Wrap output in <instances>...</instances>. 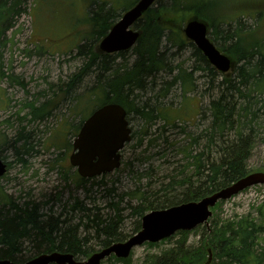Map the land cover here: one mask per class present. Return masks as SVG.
Returning a JSON list of instances; mask_svg holds the SVG:
<instances>
[{"label": "rangeland", "instance_id": "obj_1", "mask_svg": "<svg viewBox=\"0 0 264 264\" xmlns=\"http://www.w3.org/2000/svg\"><path fill=\"white\" fill-rule=\"evenodd\" d=\"M3 1L5 0H0ZM104 1L105 10L113 4L114 10L121 14L122 5L126 6L133 0H16L18 5L5 19H1L0 158L8 164V170L0 177V193L6 196L5 199L13 202L12 205L21 206L28 202L37 205L40 212H62L64 216L70 214L67 210L77 200L86 205L94 204L102 209L103 214L108 212L104 207L105 203L117 200L118 205L124 208L119 214L123 221L119 222L118 230L126 234L133 218L128 216L129 209L126 208L125 202L136 204L138 200L137 197L132 198L124 192L148 195L157 191L161 183L169 182L171 176L182 173L183 170L190 171L191 167H184L187 160L181 153V146L186 144L185 141L191 136L199 134L208 123L207 113L203 120L200 110L215 97L218 87L204 71L194 68L198 67V64L192 48L177 49L163 42L159 49L164 52L166 62L173 68L172 74L165 71L156 73L158 76L155 79H147V92L139 93L142 98L140 101L147 100L151 106L155 105V113L158 112L159 115L144 120L139 113L133 111L129 115V121L134 138L122 150V165L109 174L92 178L85 188L77 186L74 183L76 172L68 161L71 149L65 150L63 147L67 146V141L69 144L73 141V134L67 133L71 132L70 125L76 124L81 117L79 112L72 113L71 107L74 106L78 95L88 93L91 87L96 86L95 74L99 71L92 66L86 71L83 81L74 85L67 93L60 90V86H65L72 73L87 61L88 56L76 54L75 47L91 36V26L86 21L89 10H97ZM160 1L167 5L171 3L170 0ZM183 2L191 6L206 3L215 6L212 13L215 18L221 20V31L228 25L234 27L236 21L240 20L246 31L242 35L248 39L247 36L251 33L255 35L253 38L262 39L264 50V0ZM6 4L9 5L10 1L6 0ZM179 24L182 25V22ZM169 31L170 29L165 30L166 33ZM97 43L98 41L94 42L93 49ZM132 52L130 49L124 59L116 60L118 64L126 62L122 66L119 65L120 71L126 66H131L134 58ZM178 70L190 73L189 93L184 92L185 88L180 79L176 83H170ZM150 80H154V83ZM152 87H155L154 90ZM79 97L76 111H82L84 115L102 103V100L97 98L95 101H88L85 94ZM42 105L46 106L47 114L40 115L41 112L38 111L35 112L36 116H33V108L38 109ZM260 116L264 117V109H261ZM145 130L148 136L143 137L141 133ZM256 130L259 131V137L255 140L251 155L246 161L251 172L264 171V118L263 124L257 126ZM140 138V147L133 148ZM150 138L156 139L154 143H148ZM54 142L58 148L53 146ZM198 143L200 144L196 147L200 150L203 142ZM18 147L20 152H17ZM27 148L28 150L24 151ZM20 156L24 162H21ZM109 189L112 192L108 193ZM263 202L264 185H254L243 190L241 195L221 201L212 213V221L217 222L220 227L222 223H232L239 218L255 219V208ZM8 207L10 205L0 199V209L6 211ZM116 211L118 210L110 209L109 213L113 215ZM206 227V233L211 232L213 222H208ZM201 229L189 232L186 245L193 248L199 245L201 236L205 234ZM177 240L178 235H175L159 245L134 248L130 264H141L146 256L162 255L176 242L181 241ZM26 246L27 244H24L25 249L21 253L28 256L30 252L27 251L30 248ZM98 248L95 247L94 250Z\"/></svg>", "mask_w": 264, "mask_h": 264}, {"label": "trees", "instance_id": "obj_2", "mask_svg": "<svg viewBox=\"0 0 264 264\" xmlns=\"http://www.w3.org/2000/svg\"><path fill=\"white\" fill-rule=\"evenodd\" d=\"M9 1V5L6 4V0L0 2V22L18 5L16 0ZM135 1L129 2L126 6L119 5H122L121 9L125 10ZM170 2L167 5L157 0L156 6H152L142 14L143 16L135 25L139 36L131 48L134 58L131 66H126L123 71L119 69L126 62L118 64L116 60L124 59L127 51L103 54L92 48L94 42L96 43L105 35L114 19L119 17L113 4L105 10L106 1L100 3L97 10H92L88 15L92 40H83L76 49V54L79 56H88L87 61L72 73L65 86L63 84L60 86V90L67 93L74 85L80 84L87 74L86 71L93 66L100 73L96 72V84H94L96 86L91 87L86 94L88 101H95L97 98L102 100V103L97 105L108 102L121 104L125 107L128 117L134 111L144 120L156 118L159 113H155L157 111L155 105L151 106L147 100L140 101L142 98L139 93L147 92V79H155L158 76L156 73L165 71L172 74L173 68L166 62L164 52L159 49L160 45L164 42L177 49L192 48L198 64V67L194 68L204 71L218 89L215 97L211 98L208 105L202 107L200 111L202 119L204 116L206 118L205 113H207L208 123L199 134L191 136L187 142L185 141L186 144L181 146V153L187 160L184 167H191L190 171L183 170L182 173L171 176L169 182L161 183L157 191H152L148 195L124 192V194H130L132 198L137 197L138 200L136 204L125 202L126 208L129 209L128 216L133 218L130 230L126 234L118 230L119 222L123 221L119 214L124 208L118 205L117 200L105 203L104 207L108 210L105 214L94 204L86 205L83 201L77 200L67 210L70 214L64 216L62 212L58 214L40 212L37 205L28 202L21 206L12 205L13 202L5 199L6 196L0 193V199L10 205L6 211L0 209V259L7 258L22 262L40 253L55 250L70 252L78 258L79 256L88 257L95 247H106L114 241L122 240L127 235L137 232L141 216L149 209L166 208L185 201H195L218 191L219 188L229 185L250 172L246 161L251 155L255 140L259 137L256 127L263 124L264 118L260 116L261 109H264L262 39L253 38L255 35L251 33L248 34V39L242 35L246 31L240 20L236 21L234 27L228 25L221 31L219 23L222 22L214 17L212 9L215 6L211 3L191 6L183 0H170ZM191 14L209 23L210 39L234 62L231 72L226 74L216 72L202 53L182 36L179 22L186 20ZM166 29H170L169 33L165 32ZM179 79L185 88L184 92L188 93L191 86L190 73L178 70L170 83H176ZM150 82L154 83V80ZM155 87H152V90ZM134 91L137 93L135 94ZM79 100L80 98L77 97L72 106L73 109L71 107V112L74 114H78L76 109H78ZM33 109L31 113L33 116H36L35 112L38 113V111L41 112L40 115L47 114L45 105ZM84 116L83 114L79 123L85 118ZM72 127L76 128L77 123ZM141 134L143 137L148 136L146 130ZM133 135L132 138H134ZM155 140L150 138L148 143L152 144ZM200 141L203 142V146L202 149L197 150L196 146L200 144L198 143ZM141 143L142 138L133 148L140 147ZM53 146L58 148L55 142ZM68 146L67 144L66 147ZM17 150L20 152V147ZM27 150L28 148L24 151ZM20 159L24 162L21 156ZM147 172L148 170L145 173ZM89 180L79 177L78 174L74 175V183L82 188L86 187ZM109 192L112 190L109 189ZM110 209L118 211L111 215ZM255 209L257 212L255 219L239 218L232 223H222L220 227L217 222L212 221V218L209 219V223L213 222V230L206 233L207 227L199 226L198 229L202 228V233L205 234L201 236L199 245L194 248L186 245L189 232H178L180 242H176L177 244L175 243L162 255L144 257L141 264H201L207 255L206 248L212 249V264H264V202L258 204ZM24 244L30 248L27 251L30 252L28 256L21 253L25 249ZM154 245L157 244H147L148 247ZM130 260L131 257L109 258L108 262L102 264H130Z\"/></svg>", "mask_w": 264, "mask_h": 264}, {"label": "water", "instance_id": "obj_3", "mask_svg": "<svg viewBox=\"0 0 264 264\" xmlns=\"http://www.w3.org/2000/svg\"><path fill=\"white\" fill-rule=\"evenodd\" d=\"M155 0H138L125 11L119 20L111 26L105 37L98 44L101 53H116L129 50L137 41L139 32L131 28ZM182 29L184 37L190 40L208 63L220 73L233 66V60L222 53L213 41L207 37L208 25L197 17H191ZM126 111L116 103L98 107L85 119L72 143L73 152L69 156L70 164L84 177L109 173L120 165V151L125 142L131 138V129L126 119ZM6 171L5 163L0 159V176ZM264 183V173L253 172L242 176L230 185L219 188L199 200L187 201L149 211L142 216L140 230L125 242H115L109 247L91 254L87 260L75 261L69 252L42 253L23 263L0 259V264H99L110 253L120 258H127L134 246L144 242H158L178 230H192L198 224H205L211 216L210 207L217 201L230 198L243 188ZM207 258L201 264H211L212 251L206 248Z\"/></svg>", "mask_w": 264, "mask_h": 264}]
</instances>
